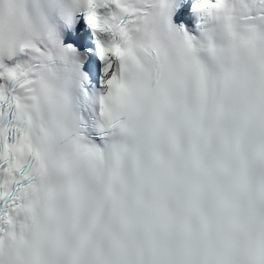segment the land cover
<instances>
[{
	"label": "snow or ice",
	"instance_id": "1",
	"mask_svg": "<svg viewBox=\"0 0 264 264\" xmlns=\"http://www.w3.org/2000/svg\"><path fill=\"white\" fill-rule=\"evenodd\" d=\"M0 264H264V0H0Z\"/></svg>",
	"mask_w": 264,
	"mask_h": 264
}]
</instances>
